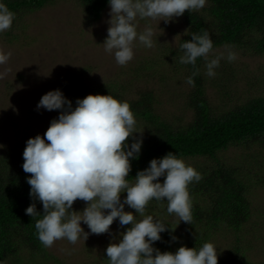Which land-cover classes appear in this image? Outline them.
Here are the masks:
<instances>
[{"label": "clouds", "instance_id": "9594fccd", "mask_svg": "<svg viewBox=\"0 0 264 264\" xmlns=\"http://www.w3.org/2000/svg\"><path fill=\"white\" fill-rule=\"evenodd\" d=\"M107 3L110 19L104 50L114 56L118 65L124 66L133 59L134 41L148 48L153 46L152 29L138 33L137 18H160L167 23L185 10L202 9L206 0H107ZM14 19L15 14L0 2V33L8 31ZM190 36V41L180 44L181 64L195 66L197 58H204L207 76L214 77L225 53L229 62L236 59V53L228 45L225 53L209 59L213 49L209 33ZM10 56V52H0V65L6 64ZM196 74L185 78L188 86H194ZM41 108L59 110V115L50 121L43 137L37 134L27 139L22 169L31 174L26 178L30 198L42 204V214L37 212L35 203L29 204L25 214L41 217L35 221V229L44 247H51L61 239L75 244L81 234L86 239L89 234L109 233L110 225L118 220L121 228L130 227L120 233L118 241L105 248L108 264H218L217 249L212 243L206 242L199 248L180 246L175 252H161L152 246L161 240L160 233L170 228L145 214L148 203L166 201L169 214H175L179 222L191 224L188 185L202 177L169 152L151 159L131 182L126 179L131 171L130 158H138L143 142L142 137L134 138L130 146L127 142L126 138L138 133L128 102L111 95L88 94L77 98L73 107L62 91L55 89L41 96L36 109ZM121 193H126L123 200ZM77 199L86 202L82 211L72 210ZM125 205L142 219L125 211ZM81 222L89 229L88 233ZM171 240L176 241L177 237L171 236Z\"/></svg>", "mask_w": 264, "mask_h": 264}, {"label": "rangeland", "instance_id": "374dc122", "mask_svg": "<svg viewBox=\"0 0 264 264\" xmlns=\"http://www.w3.org/2000/svg\"><path fill=\"white\" fill-rule=\"evenodd\" d=\"M207 8L206 2L202 9L196 11L204 14ZM109 11L108 6L100 20L93 21L79 1L55 0L39 10L22 13V17L14 20L8 31L0 33V52L11 53L8 62L0 65V145H3L0 156L37 134L43 137L50 121L58 117L59 110H37L36 105L43 94L60 90L61 84L69 78L91 88L109 83L119 90L125 88L126 99L136 98L138 92L150 91L154 104H157L156 113L162 120L173 126H185L190 122L192 111L187 102L195 86L185 83V78L191 73L179 62V43L188 31L183 15L173 17L167 23L160 18H137L138 33L146 28L152 29L153 46L148 48L138 40L134 41L133 59L120 66L114 56L104 50ZM231 49L236 53V59L231 62L226 59L225 47L209 53V59L225 53L214 77L207 76L204 58L199 69L201 89L215 115L264 96V55L253 56L233 47ZM135 128L138 133L144 131L137 121ZM219 158L230 165H237L235 161L240 158V166L246 170L244 179L253 178L247 194L252 223L244 225L239 233L222 228L213 235V244L222 257L227 256L234 246H242L247 259L263 264L264 148L259 143L230 147ZM183 161L194 169L198 165H209L204 159ZM259 176L261 178L257 179ZM158 179L163 182V177ZM124 196L126 193H121V200ZM85 206L86 202L77 199L72 210L82 211ZM124 210L132 212L138 220L142 219L127 205ZM165 219L181 228V221L175 214L167 213ZM81 227L84 232H89L83 222ZM122 232L118 220H114L109 233L89 234L86 239L81 234L75 244L65 239L57 240L45 250L53 258L52 262L101 264L105 248L110 242L118 241ZM21 256L28 260L27 264L33 260L42 261V254H35L33 258L23 252ZM3 264L13 262L6 260Z\"/></svg>", "mask_w": 264, "mask_h": 264}, {"label": "trees", "instance_id": "16d2710c", "mask_svg": "<svg viewBox=\"0 0 264 264\" xmlns=\"http://www.w3.org/2000/svg\"><path fill=\"white\" fill-rule=\"evenodd\" d=\"M54 1L0 0L15 14L14 20L21 18L24 12L39 10ZM77 1L93 21L100 20L101 14L109 6L107 0ZM206 2L208 8L204 14L196 10H185L182 14L188 31L179 43L180 56V44L190 41L192 33L201 34L203 31H207L213 41L212 51L228 45L248 55H264V0ZM202 59L197 58L195 66L182 64L191 75L197 73L193 77L195 88L187 102V107L192 111V119L185 126H173L162 120L156 113L157 104H154V96L150 91L138 92L136 98L126 99V89L119 90L110 83L91 88L79 80L69 78L60 86L73 107L77 98L82 99L88 94L111 95L118 101L129 103L137 123L144 129L126 138L129 146L134 138L142 137L143 141L138 158H130L131 171L126 177L130 182L137 171L148 166L151 159L161 158L169 152L182 160L204 159V162L212 164L210 167L198 165L195 170L201 174L202 179L188 185L192 204L191 224L181 221V228H177L174 223L167 221L166 201L151 200L146 206L145 214L165 223L166 229L170 228L160 233L161 240L152 245L161 252H175L180 246L199 248L206 242L213 244V235L222 228L239 233L244 225L252 223V209L247 194L253 178L246 177L247 181L244 179L246 170L241 168L240 158L235 161L237 165H230L220 160L219 156L230 147L248 146L251 143H259L264 148V96L255 97L221 115H215L201 89L199 69ZM26 141L0 156V264L6 260H11L13 264H27L28 260L21 256L23 252L33 258L35 254H42L41 262L33 260L31 264H46L53 260L37 239L35 221L41 217L25 214L30 203H35L37 212L43 213L42 204L29 196L30 185L26 178L31 174L22 169V152ZM130 210L135 213L134 209ZM128 227L124 226L123 231ZM171 236L177 237V240L172 241ZM217 255L218 264H256L247 259L242 246L238 245L225 257L220 256L218 251ZM101 260V264H108L106 253ZM51 264L62 263L55 261Z\"/></svg>", "mask_w": 264, "mask_h": 264}]
</instances>
